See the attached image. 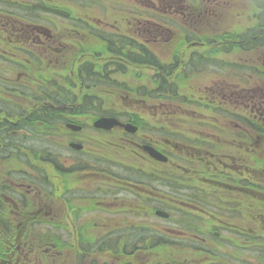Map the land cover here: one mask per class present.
<instances>
[{
  "label": "flooded vegetation",
  "instance_id": "1",
  "mask_svg": "<svg viewBox=\"0 0 264 264\" xmlns=\"http://www.w3.org/2000/svg\"><path fill=\"white\" fill-rule=\"evenodd\" d=\"M6 1L17 6L26 5L37 11H44L36 7L37 4L56 7L50 0ZM106 1L131 7L127 8L126 13L119 12L114 18L115 24L110 27L112 35L104 29L106 25L110 26L104 14L98 18L102 28L98 30L97 36L104 50L109 54H118L116 58H122L118 63H138L137 65L153 68L154 79L166 94L167 83L172 76L184 79L190 75H202L205 71L209 75H215L214 70H206L213 67V61L207 57L211 58L215 54L217 57L219 54L224 65H232L233 62L229 60L232 53H264V0ZM4 3V0H0V4ZM158 6L161 8L160 13H154ZM220 7L222 10H230V15L222 17V13H218ZM19 10L22 8H17L16 13L0 10V101L4 107V111L0 109V264H264V227L262 224L255 228L248 226L247 206L229 205L211 207L209 210L204 205L196 207L190 204L127 206L124 212L127 215L114 221L113 233L116 236L109 237V240H103L97 235L93 236L95 240H88L93 238L89 237L92 232L87 240H67L70 232L66 240H38L39 236L32 237V240H19V231L26 222L22 218L26 210L28 214L35 215L33 223L39 226L37 215L41 212L38 201L41 176L39 153L34 149L39 148L41 134L52 139L51 131L39 132L40 114L54 111L51 101L66 99L57 91L56 83L52 84V81L64 71L62 66H67L71 61L63 59L69 55L72 46L71 41L68 40L67 43V39L64 40L62 29L25 27L19 21L24 19V13ZM155 25L164 29L163 32L160 28L154 30ZM67 27L65 35L71 31L72 22ZM174 31L181 33L183 38L175 49L176 55L153 64L149 44L155 40L167 48L176 39ZM202 35L208 36V41L201 40ZM134 37H138L143 43ZM202 53H207L208 56ZM202 60L207 61H204V66L199 65L196 69ZM121 68L118 66L117 72ZM100 73V83L104 86L105 75ZM70 75L72 77V71ZM47 82L53 85L50 92L45 90L47 87L44 84ZM71 88L66 89L70 91ZM175 89L180 91L179 87ZM245 89L241 94L235 93L233 95L236 96L231 95L227 102L221 103H216V98L199 91L198 98L191 101L198 108L190 110L182 106L180 113L183 116L205 117V121L199 120L200 124H197L198 141L195 144L214 149L208 154L203 152L205 156L213 158L209 160L208 172L196 175L198 183H208L201 190L207 192L215 189L216 184L213 182H217L219 174L222 179H227L224 185L217 186L219 190L226 187L227 192L244 195L247 200L251 197L254 202L260 197L259 188L263 187L264 178L263 182L255 181V188H248L246 182L253 180L248 168L242 167L246 158H233V163L224 165L222 169L220 162H213L216 159L215 149L218 147L264 148V88L258 85L251 91ZM186 101L187 98L183 96L181 102ZM83 103L69 105V108L66 106L65 113L72 115ZM231 104L247 110L257 125L249 123L248 117L242 118L240 123L234 119L232 122L235 123L222 124L221 118L240 115L238 108H231L235 112L234 115L231 114L230 108L225 106ZM217 110L224 112V115L217 117ZM241 115L245 117L243 113ZM120 119L124 123H137V120L130 117L127 120ZM66 124L67 122L63 124L65 134L61 133L59 137L79 142L78 137H82L83 130L72 132L66 128ZM81 125L85 130V126ZM118 129L124 133L123 129ZM225 134L227 135L223 137ZM233 137L239 140L224 141L225 138ZM57 138L58 136L53 139ZM237 141L238 144L235 145ZM146 144L158 149L169 161L158 163L145 155L142 147ZM136 146L141 149L140 154L143 152L148 162L163 169L162 176L167 175V167L171 161L168 149L183 153L182 144L171 145L170 141H166L164 147L147 142ZM198 156V160L204 162L205 159L199 153ZM24 162L33 173L22 171ZM218 169L224 173H218ZM115 181L119 179L115 178ZM129 182L124 181L123 184L131 185ZM132 186L139 188L141 184ZM51 201L58 203L56 198ZM29 204L36 211L28 210ZM179 211L181 217L175 216ZM52 212L53 208L50 206L46 213L49 215ZM254 221L257 223L258 218H254ZM73 227L76 230V226ZM258 229L261 230L259 233ZM142 230L145 232H141Z\"/></svg>",
  "mask_w": 264,
  "mask_h": 264
},
{
  "label": "rangeland",
  "instance_id": "2",
  "mask_svg": "<svg viewBox=\"0 0 264 264\" xmlns=\"http://www.w3.org/2000/svg\"><path fill=\"white\" fill-rule=\"evenodd\" d=\"M50 1L56 7L68 10L72 14L71 19L59 18L49 13L45 14L42 11L28 8L26 5L9 4L6 0H4V4H0V10L9 13L13 11L16 13L17 8H22L19 12L24 13V19L19 21L23 22L25 27L38 26L52 30H63L69 28L67 25L72 22L71 31H68L67 35L64 34V31L61 33L64 35V40L67 39V43L69 40L73 44L70 46L69 55L63 59L64 61H71L67 63V66L60 65L64 71L52 81V84L56 83L57 91L66 99L62 98L64 102L51 101L54 107L52 113L41 112L39 132L51 131L52 139L41 134V140L38 143L39 148L34 149L36 153H39V160L44 161L39 166L41 176V193L38 198L41 212L37 215L39 226L33 223L35 215L28 214L26 210L22 216L26 222L19 231V240H32L34 236H39L40 239L38 240H66L69 232L70 236L67 240H77L76 238L87 240L90 232L92 234L89 237L97 235L103 240H109V237L114 238L116 236L113 233L114 221L127 215L124 213L126 207L142 205L153 207L187 204L197 207V205H204L208 210L211 207L229 205L247 206L248 226L255 228L262 224L264 227V185L259 188L261 194L258 196L260 197L254 202L251 201V197H248L247 200L244 195L227 192L226 187L219 190L217 186L219 184L224 185L227 181L225 178L222 179L219 174H217V182H213L216 184L215 189L207 192L201 190L204 188L203 185L208 183H198L196 175L203 174L205 171L208 172L209 160L213 158L209 155L205 156L203 152L208 154L214 149L195 144V141H198L197 124H200L199 120L205 121V117L198 115H194L195 117L183 116L180 113L182 106L184 109L190 110L198 108L197 105L193 106L191 101L198 98L199 91L208 97L216 98V103H221L222 101L227 102L228 97L235 93L239 95L246 91L245 88L248 91L257 88L258 85L264 88V53H232V57L229 59L233 62L232 65L230 63L224 65L219 54L217 57L216 54L211 58L207 57L213 61V67L206 70H214L215 75H209L205 71L202 75H190L184 79L177 75L172 76L171 80L166 82L168 89L166 94L162 91L160 83L154 79L155 71L153 68L149 69L146 66L137 65L138 63L136 65L118 63L117 61L122 58H116L118 54L107 53L102 42L98 38L96 39L98 30L102 28L98 18L104 14L106 22L110 24L109 27L105 24L104 29L106 28L112 35L110 27L115 24L114 18L119 12L126 13L127 8L131 7L130 5L120 4L118 6V4L106 0ZM160 9L158 6L157 9H154V13L159 12ZM218 13H222V17H227L231 11L226 8L222 10L220 7ZM154 16L157 17L155 14ZM156 28H160L162 32L164 30L159 25L153 27L154 30H157ZM181 35L178 31H174L176 39L170 42L167 48L155 40L150 43L148 48L152 52L153 59L161 61L167 57L175 56V49L183 40ZM134 38L143 43L138 37ZM200 39L208 41L209 37L202 35ZM202 54L208 56L207 53ZM204 61L207 60L198 63L196 69L199 65L204 66ZM88 63L95 67H93L94 73L100 71L106 75L108 72L109 78L116 82L113 86L112 84L107 86L108 92L105 91L103 83H100V79L97 83H93L91 76L88 75L85 81L79 80L78 74L80 72L78 70ZM118 66L122 67L120 72H117ZM70 71H72V77ZM213 78L214 80L211 82ZM52 84L49 85V82L44 84L47 87L45 89L47 92L53 88ZM177 87L180 88V91L175 89ZM66 88H71V90ZM174 90L176 93H173ZM94 95L101 98L100 103L93 97ZM85 96L86 98L88 96L93 97L97 106L88 105ZM183 96L188 101L181 102ZM81 98H84L85 101H83L80 109L74 110L72 115L66 114V106L80 105ZM225 106L230 108L232 115L235 112L231 108L240 109V115H227V117L221 118L222 124L227 125L234 119L240 123L243 121L242 118L248 117L249 123L257 125L250 114L248 115L247 110L232 104ZM0 109L4 111L1 101ZM105 111L124 120L129 117L137 120V123H134L140 126L141 132L133 138L124 135L120 130L111 132L95 130L92 127L93 121L98 116L106 115L104 114ZM216 114L218 117L224 115V112L217 110ZM46 119H51L54 124L50 126ZM66 122H74L71 124L72 126H78L77 124L85 126V130L83 129L81 134L83 138L78 137L79 142L59 137L61 133L65 134L63 124ZM46 135L48 134L46 133ZM57 136V139H53ZM231 139L239 140L233 137L225 138L224 141H231ZM166 141H170L171 145L182 144L183 153L168 149L171 161L167 167V175L162 176L163 169L159 166L154 167V164L148 162L143 152L140 154L141 149L137 148L136 145L147 142L164 147ZM68 142L80 143L79 146H82L84 150L81 152L71 150L68 148ZM237 144L238 141L235 142V145ZM32 150L28 149V151ZM197 152L201 158L205 159V163L198 160ZM215 152L216 159H213V162H220L222 164L221 169L224 165H231L233 158H246L242 167L248 168V172L251 174L250 178L253 180L246 182L248 188H255L254 186L257 184L255 181L263 180L264 148L252 146L246 149L218 147ZM44 165L51 167L42 170ZM217 167L219 166L217 165ZM21 169L25 173H33L27 164ZM217 172L224 173L219 169ZM44 176L46 179H43ZM115 178L119 181H115ZM124 181H130L131 185L123 184ZM133 184H141V186L138 188L132 186ZM52 192L59 193L63 201L57 204L51 201L49 195ZM50 206L53 208V212L49 213V216L45 212ZM28 210L36 211L30 204ZM213 210L217 211L214 208ZM116 212L117 214H115ZM69 214L70 217H67ZM180 215V211L175 214L177 217H181ZM29 217H34V219ZM254 218H258L257 223ZM151 220L153 221V219ZM73 226H76V230ZM22 230L27 232L23 233ZM260 231L258 229L257 233ZM262 231L264 230L262 229ZM141 232L145 231L142 230ZM260 235L262 234L260 233ZM13 237L14 235L11 236V238ZM88 240H95V238ZM252 240L255 239L252 238Z\"/></svg>",
  "mask_w": 264,
  "mask_h": 264
},
{
  "label": "water",
  "instance_id": "3",
  "mask_svg": "<svg viewBox=\"0 0 264 264\" xmlns=\"http://www.w3.org/2000/svg\"><path fill=\"white\" fill-rule=\"evenodd\" d=\"M51 11L57 13V14H61L64 16H69V14L67 12L61 11V10H56V9H50ZM122 125L117 119L115 118H109V117H102L100 119H97L94 122V126L98 129H103V130H111L116 126H120ZM126 131L131 132V133H135L137 131V128L131 124H126V125H122ZM68 127H70L72 130L74 131H79L80 128L79 127H74L72 125H68ZM71 147L79 150L81 149V146L79 145H75V144H71ZM146 151L148 153H150V155L154 158H156L159 161H166L167 159L159 154L158 152H156L154 149H152L151 147L146 146L145 147Z\"/></svg>",
  "mask_w": 264,
  "mask_h": 264
},
{
  "label": "trees",
  "instance_id": "4",
  "mask_svg": "<svg viewBox=\"0 0 264 264\" xmlns=\"http://www.w3.org/2000/svg\"><path fill=\"white\" fill-rule=\"evenodd\" d=\"M94 66L91 64V63H88L86 66H84L83 68H81L80 70H78V72H80V74H78V77H79V80H82V81H85V78L88 76V75H90L91 76V79L94 81L93 83H97L98 81H99V75H101V73H100V71L98 72V73H94L95 71H94V68H93ZM109 84H112V86L113 85H115V83H113L112 81H111V79L109 78V76H108V72L106 73V75H105V78H104V88H105V91L106 92H108V89H107V86L109 85ZM105 92V93H106ZM175 92V90L173 91V93ZM104 96L106 97V95L104 94ZM94 98H96L97 99V101L100 103V100H101V98L100 97H98L97 95H94L93 96ZM93 97H89L88 96V98H86V96H85V99L87 100L86 102H88V105H92V104H94V105H96V101H95V99L93 98ZM85 99L84 98H81V102H83V101H85ZM74 101V100H73ZM76 102V101H75ZM75 102H72L73 104L75 103ZM104 102H105V100H104ZM93 105V106H94ZM72 106H74V105H72ZM97 106V105H96ZM104 114H106V115H112V113H110V112H108V111H105L104 112ZM48 167H51L50 165H44V166H42V170H44V169H46V168H48ZM43 179H46V177L44 176L43 177ZM53 193H50V195H52ZM56 196H60V194L58 193H54ZM61 197V196H60Z\"/></svg>",
  "mask_w": 264,
  "mask_h": 264
},
{
  "label": "bare ground",
  "instance_id": "5",
  "mask_svg": "<svg viewBox=\"0 0 264 264\" xmlns=\"http://www.w3.org/2000/svg\"><path fill=\"white\" fill-rule=\"evenodd\" d=\"M55 101L64 102L63 100H60L59 98H57ZM46 120L49 122L50 126L54 124V122L51 119H46ZM43 162H44L43 160H39V166L43 164Z\"/></svg>",
  "mask_w": 264,
  "mask_h": 264
}]
</instances>
